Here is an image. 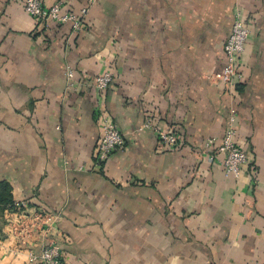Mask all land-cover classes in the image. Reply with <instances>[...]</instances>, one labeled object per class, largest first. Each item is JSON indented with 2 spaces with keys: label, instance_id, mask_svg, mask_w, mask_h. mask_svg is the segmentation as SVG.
Segmentation results:
<instances>
[{
  "label": "crops",
  "instance_id": "0c3cea01",
  "mask_svg": "<svg viewBox=\"0 0 264 264\" xmlns=\"http://www.w3.org/2000/svg\"><path fill=\"white\" fill-rule=\"evenodd\" d=\"M51 6L60 0H41ZM90 6L84 29L39 26L25 0H0V183L6 202L54 216L67 264H264V0H61ZM236 12L250 28L231 86L208 75L225 64ZM71 66L76 84L67 88ZM106 66L114 78L94 87ZM102 108L125 148L93 169ZM247 164L239 177L208 159L231 109ZM147 119L171 126L159 149ZM84 167V169H80ZM0 202V264H36L9 232ZM11 216V215H10Z\"/></svg>",
  "mask_w": 264,
  "mask_h": 264
},
{
  "label": "built area",
  "instance_id": "2783aa9c",
  "mask_svg": "<svg viewBox=\"0 0 264 264\" xmlns=\"http://www.w3.org/2000/svg\"><path fill=\"white\" fill-rule=\"evenodd\" d=\"M91 3V0H90ZM64 2L57 1L51 6H45L41 0H25L24 10L33 17L39 26H47L50 21L60 25H70L75 34H79L85 26V17L90 6L83 7L79 13L64 11ZM250 35V28L236 12L232 30L224 44L225 64L219 73L207 76L209 80H217L224 85L231 86L236 78L240 77L239 61L245 52L246 43ZM67 88L71 89L76 84V73L71 66H67L65 71ZM114 78L112 67L105 69L95 77L94 87L102 94L110 86ZM101 128V137L97 145L94 156L93 169L100 170L109 160L110 156L118 150L125 148V139L118 125L108 114L105 108L98 113ZM237 111L231 109L228 125L221 141L216 137H210L205 141V146L209 150L208 159L221 164L226 176H240L243 167L247 164L246 153L236 142ZM142 128H150L157 134L159 149H177L183 145L182 138L171 126L159 127L152 119H147L142 124ZM80 169H84L81 167ZM7 219L9 232L17 237L22 245H26L36 232L44 234L46 244L40 253L31 252L28 260L36 264H67L61 256L60 247L54 237H48L53 229L54 216L51 212L35 208L29 200L23 199L14 201L7 205ZM11 215V216H10Z\"/></svg>",
  "mask_w": 264,
  "mask_h": 264
},
{
  "label": "trees",
  "instance_id": "16d2710c",
  "mask_svg": "<svg viewBox=\"0 0 264 264\" xmlns=\"http://www.w3.org/2000/svg\"><path fill=\"white\" fill-rule=\"evenodd\" d=\"M4 187H5V185H2V184L0 183V202H2V203L6 202V198H4L5 196H3V194H2V191L5 189ZM11 203H12V202H6V203H5V206H6V205H9V204H11Z\"/></svg>",
  "mask_w": 264,
  "mask_h": 264
}]
</instances>
